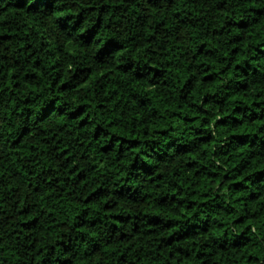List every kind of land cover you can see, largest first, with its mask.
<instances>
[{"label":"trees","instance_id":"16d2710c","mask_svg":"<svg viewBox=\"0 0 264 264\" xmlns=\"http://www.w3.org/2000/svg\"><path fill=\"white\" fill-rule=\"evenodd\" d=\"M0 264H264V0H0Z\"/></svg>","mask_w":264,"mask_h":264}]
</instances>
